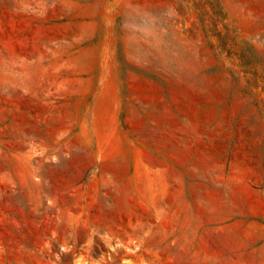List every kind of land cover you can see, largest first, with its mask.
I'll return each instance as SVG.
<instances>
[{
	"label": "rangeland",
	"instance_id": "1",
	"mask_svg": "<svg viewBox=\"0 0 264 264\" xmlns=\"http://www.w3.org/2000/svg\"><path fill=\"white\" fill-rule=\"evenodd\" d=\"M0 264H264V0H0Z\"/></svg>",
	"mask_w": 264,
	"mask_h": 264
}]
</instances>
